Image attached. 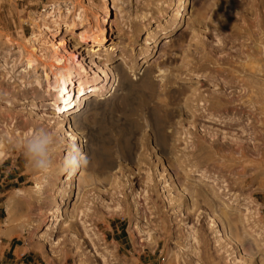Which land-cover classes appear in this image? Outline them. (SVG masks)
<instances>
[{"label": "rangeland", "instance_id": "374dc122", "mask_svg": "<svg viewBox=\"0 0 264 264\" xmlns=\"http://www.w3.org/2000/svg\"><path fill=\"white\" fill-rule=\"evenodd\" d=\"M82 1L0 0L2 227L11 199L10 235L72 264H264V0H108L38 30Z\"/></svg>", "mask_w": 264, "mask_h": 264}, {"label": "bare ground", "instance_id": "6f19581e", "mask_svg": "<svg viewBox=\"0 0 264 264\" xmlns=\"http://www.w3.org/2000/svg\"><path fill=\"white\" fill-rule=\"evenodd\" d=\"M106 1H108V0H100L99 3L94 4L90 0H87V1L84 0L82 2H78V3H80L79 5H73L72 4L71 6L64 7V8H60L58 6H53V7H51V10L47 13L46 17L42 20V24H40L37 28H38L39 31L43 30L44 27H47V25L49 23H51V22H53V23L55 22L56 23L57 19L65 20V18H67L71 23H75L76 21L77 22L81 21L88 13H92L91 16L95 17L96 16L95 14L99 10H105L106 9V7H107ZM188 1L189 0H182V2H181V9L182 10L186 9ZM94 28L96 29V27H94ZM87 30H88V28H87ZM102 30L103 29H102V27L100 25L97 26V32L96 31L93 32V30H90V31L93 32V33L91 32L92 33L91 34L92 35L91 36L92 41H94L96 43L102 42V40H103V38H102V35H103L102 34ZM38 36H39V33H37V31H36L35 34H32L31 39L36 40V39H38ZM65 61L66 60H64V63H63V66H62V69H63L64 72H61V71L59 72L57 70L59 72L58 74H59L60 78L63 77L64 74L69 75V73H70L69 66H68L67 63H65ZM157 141H159V140H157ZM69 169H71V171L70 172L68 171L67 175L63 178V181L61 183L62 186H63V183H67V181L73 175L74 166H70L68 168V170ZM62 186L59 188V190L57 189L58 190L57 192L63 193L64 190H62ZM35 188H36V190H41L39 185H36ZM16 192H17V197H19L20 196V194H19L20 190H17ZM62 202L63 201H61L60 203L58 202L55 205H53L54 207L51 209V215H58L59 214ZM5 213H6V218H5L4 223H3V232L1 234L4 235V236H10L11 231H12V224H11V221H12L11 220V217H12V203H11V199H9L6 202ZM223 214H224L223 215L224 218H226L228 220V218H227L228 216L226 215V213L223 212ZM47 221H49V220H47ZM46 230H47V226H45V228H44V231H46Z\"/></svg>", "mask_w": 264, "mask_h": 264}, {"label": "crops", "instance_id": "0c3cea01", "mask_svg": "<svg viewBox=\"0 0 264 264\" xmlns=\"http://www.w3.org/2000/svg\"><path fill=\"white\" fill-rule=\"evenodd\" d=\"M17 219H20V223H16V227L22 228L23 219L20 217ZM2 232L3 227L0 224V264H72L67 258L62 259L49 255L45 257L37 253L36 247L19 239L18 230L10 236H4Z\"/></svg>", "mask_w": 264, "mask_h": 264}, {"label": "clouds", "instance_id": "9594fccd", "mask_svg": "<svg viewBox=\"0 0 264 264\" xmlns=\"http://www.w3.org/2000/svg\"><path fill=\"white\" fill-rule=\"evenodd\" d=\"M51 144L52 139L50 135L39 129H33L32 132L24 138L21 144V150L25 160L34 171L46 173L50 170L49 150ZM74 163L76 167H79L78 162L74 161ZM68 171L70 172L71 169Z\"/></svg>", "mask_w": 264, "mask_h": 264}]
</instances>
